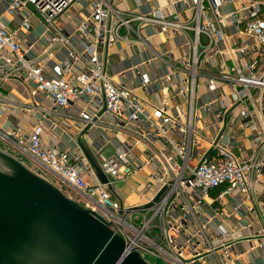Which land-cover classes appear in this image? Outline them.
Listing matches in <instances>:
<instances>
[{
    "label": "built area",
    "instance_id": "2783aa9c",
    "mask_svg": "<svg viewBox=\"0 0 264 264\" xmlns=\"http://www.w3.org/2000/svg\"><path fill=\"white\" fill-rule=\"evenodd\" d=\"M121 1L0 0V105L40 117L28 133L6 121L0 137L77 193L126 252L234 263V244L252 239L222 222L245 214L246 202L256 207L264 172V0H154L147 10L124 0L129 11ZM35 24L47 36L37 56ZM119 45L129 55L115 82L108 56ZM12 79L35 104L1 93ZM48 116L76 122L106 183L77 143L76 153L43 143L42 121L58 129ZM133 178L139 201L129 207L117 186Z\"/></svg>",
    "mask_w": 264,
    "mask_h": 264
},
{
    "label": "water",
    "instance_id": "95a60500",
    "mask_svg": "<svg viewBox=\"0 0 264 264\" xmlns=\"http://www.w3.org/2000/svg\"><path fill=\"white\" fill-rule=\"evenodd\" d=\"M78 146L106 183L89 150L80 141ZM106 193L121 210L120 198L112 190ZM0 264L149 263L135 251L126 252L125 242L99 215L0 148Z\"/></svg>",
    "mask_w": 264,
    "mask_h": 264
},
{
    "label": "crops",
    "instance_id": "0c3cea01",
    "mask_svg": "<svg viewBox=\"0 0 264 264\" xmlns=\"http://www.w3.org/2000/svg\"><path fill=\"white\" fill-rule=\"evenodd\" d=\"M145 2V10L148 9V5L154 3V0H143ZM118 9L120 11H129L133 10L134 6L132 3H125L122 0L118 3ZM44 30L41 26L35 24L34 30L31 34V38H29L30 44H32V48L30 50L31 55L37 56L40 54L45 46L47 45V36H43L46 38H42ZM37 38H40L37 40ZM129 55L126 52L124 45L117 46L113 51L110 52L108 56V68L110 73L113 75V80L115 82L119 81L117 74L126 70L125 58ZM1 93L5 97H9L13 102H19L24 104H35V100H31L28 97V90L24 83L17 82L12 79L8 81L5 85H3L1 89ZM0 112L3 115V118L0 119V125L4 122H9L15 128H18L20 131L28 133L39 123V118L37 114H27L22 112L21 110H17L8 105H0ZM48 121L57 124L58 129L54 132H49L48 130V122L42 121V125L44 127V134L42 137V141L45 145H49L50 143L55 144V146L59 149H64L68 153H76L78 152L76 145L78 141H80L83 146L86 148V140L84 136H78L76 129L73 127L76 124L75 121H69L64 119V117L57 116H48ZM77 125V124H76ZM105 138H111V134L104 136ZM10 142H5L4 140H0V148L10 152L11 154L17 156L15 149L11 145ZM244 149L250 153L251 146L249 144L244 145ZM19 159L21 157H18ZM21 160V159H20ZM24 163L30 167L29 164L26 163L27 160L24 159ZM31 168V167H30ZM34 171V168H31ZM38 172V171H37ZM139 180L137 178H133L129 180L126 184L121 185L123 188L121 190L118 188L119 194L125 200L127 206H134L138 203V198L136 196L135 188L139 186ZM133 191V192H132ZM257 191V209L255 206H251L249 202L245 203L246 210L243 215L233 216L225 221H223V228L228 231H237L241 233L245 239H252L250 242L241 241L234 244V255L238 256L237 260L234 263L227 264H264V246L260 247L259 245L263 243L261 231H263V223L260 221V216L264 218V172L260 179V183L256 188ZM255 207V208H254ZM231 213V209L229 206H225L223 208V214ZM222 219V218H219ZM215 224L220 222L214 221ZM257 238V239H256ZM204 264H215L212 260H207Z\"/></svg>",
    "mask_w": 264,
    "mask_h": 264
},
{
    "label": "rangeland",
    "instance_id": "374dc122",
    "mask_svg": "<svg viewBox=\"0 0 264 264\" xmlns=\"http://www.w3.org/2000/svg\"><path fill=\"white\" fill-rule=\"evenodd\" d=\"M208 139V138H206ZM195 151V150H194ZM18 157V155H17ZM23 162L24 159L20 158ZM27 164H29L30 166H32V168H34V171L42 176L43 178L47 179L50 183H52L54 186H56L59 190H61V192L68 198L74 200L77 204H79L80 206H82L83 208L86 207V203L84 202V200L82 198H80L79 196L75 195L73 192H71L70 190H68L66 187H64L59 181H57L53 176L47 174L46 172H44L43 170H39L37 166L33 165L30 161H26ZM38 171V172H37ZM120 190L121 188H123L120 184L117 186ZM143 259L149 263V264H170L168 262H164L163 260L157 259V258H153V257H147V256H143Z\"/></svg>",
    "mask_w": 264,
    "mask_h": 264
}]
</instances>
